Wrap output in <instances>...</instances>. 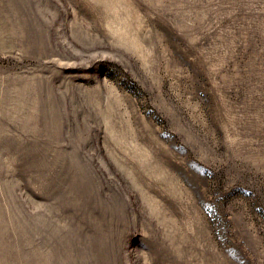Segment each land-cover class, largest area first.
<instances>
[{
	"label": "rangeland",
	"instance_id": "rangeland-1",
	"mask_svg": "<svg viewBox=\"0 0 264 264\" xmlns=\"http://www.w3.org/2000/svg\"><path fill=\"white\" fill-rule=\"evenodd\" d=\"M0 264H264V0H0Z\"/></svg>",
	"mask_w": 264,
	"mask_h": 264
}]
</instances>
